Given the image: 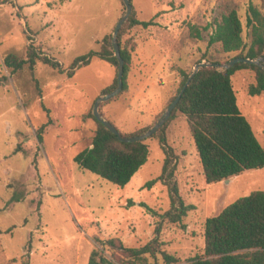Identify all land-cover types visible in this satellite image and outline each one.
<instances>
[{
	"label": "rangeland",
	"instance_id": "374dc122",
	"mask_svg": "<svg viewBox=\"0 0 264 264\" xmlns=\"http://www.w3.org/2000/svg\"><path fill=\"white\" fill-rule=\"evenodd\" d=\"M250 3L264 12V0H131L139 20L157 13L156 24L134 26L124 35L131 54L127 88L100 106L103 116L121 133L153 125L178 87L179 69L192 73L203 57L225 64L235 55L217 42L208 44L223 14L238 12L249 41ZM123 11L120 0H0V264H22L26 252L28 264H87L96 236H117L131 247L157 237L184 261L203 254L206 218L252 190L264 191V167L206 183L181 112L166 130L173 179L185 203L194 206L181 222L162 217L170 206L166 180L146 185L159 177L165 158L157 138L146 139L147 160L123 187L79 168L74 156L90 146L96 128L88 113L115 69L93 55L72 76L67 70L76 57L100 49ZM189 25L199 28L200 39L190 35ZM28 45L60 64L36 62L39 87L26 66L11 73L3 63L10 52L24 57ZM230 78L237 105L264 147V92L248 93L255 82L250 69ZM44 107L52 123L38 141L36 129L48 119Z\"/></svg>",
	"mask_w": 264,
	"mask_h": 264
},
{
	"label": "trees",
	"instance_id": "16d2710c",
	"mask_svg": "<svg viewBox=\"0 0 264 264\" xmlns=\"http://www.w3.org/2000/svg\"><path fill=\"white\" fill-rule=\"evenodd\" d=\"M120 1L124 6L122 0ZM156 15L157 13L149 20H139L132 8L131 14L119 29L117 39L120 55L124 61L123 88L120 93L127 88L126 76L131 61L130 49L123 45L124 35L134 26L147 28L156 24L154 19ZM245 24L249 34L248 42L242 37L243 25L238 12L235 9L230 10L213 23L208 44L217 42L223 52H235L232 58L264 57V12L250 3ZM189 33L193 37L201 38L200 30L195 25H189ZM93 55L107 60L115 69L111 83L101 90L98 95L100 96L117 86L118 60L114 55L111 32L102 37L98 51L76 57L67 70V75L72 76L74 69L87 64ZM202 60H206L205 57L198 62ZM37 61L52 68H60L58 61L42 54L33 45L27 46L24 57L13 52L3 57V63L11 73L26 66L31 71L36 86L39 87L38 81L33 76ZM206 62L213 61L206 60ZM242 69L252 70L255 76V82L248 86V93L251 95L263 93L264 69L259 65L242 61L234 63L227 69L204 65L190 79L169 118L157 131L147 137L157 138L165 152L159 177L147 182L146 185L151 186L156 180H166L170 206L162 217L169 221L181 222L188 211L194 208L193 205L185 203L173 179V154L167 145L166 130L177 112H181L186 119L206 183L229 179L247 169L264 167V147L257 139L247 118L241 113L231 83V75ZM179 71L181 79L169 103L180 92L191 74L182 69ZM105 103L107 101L102 102L101 105ZM45 109L48 119L36 129L38 141L42 140L45 127L52 123L50 110ZM100 112L102 113L101 110ZM88 115L96 123L94 135L90 146L76 153L74 161L81 169H87L117 186H125L147 160L149 155L147 138L131 142L120 141L94 117L92 109ZM151 126L147 125L121 134L138 135ZM148 210L156 214L154 209L148 207ZM158 231L159 228L156 229V232ZM162 246L163 242L157 237L140 247H131L126 246L117 236L106 238L96 236L87 264H264V191L252 190L225 206L218 214L206 218L202 255L181 261ZM28 254L26 252L22 264H28ZM13 261L14 259L7 264H12Z\"/></svg>",
	"mask_w": 264,
	"mask_h": 264
},
{
	"label": "water",
	"instance_id": "95a60500",
	"mask_svg": "<svg viewBox=\"0 0 264 264\" xmlns=\"http://www.w3.org/2000/svg\"><path fill=\"white\" fill-rule=\"evenodd\" d=\"M123 4H124V11L122 12V14L120 15V17L118 18V20L115 23V26L113 28V32H112V46L114 49V55L117 57L118 60V68H117V86L110 92L102 94L100 96H98L94 103H93V107H92V112L94 117L101 122L102 124H104L111 132H113L120 141L123 142H131V141H136V140H141V139H145L147 137H149L150 135H152L155 131H157L163 123H165V121L169 118L172 110L174 109V107L176 106L180 96L182 95L185 87L187 86V84L189 83L190 79L192 78V76L198 71V69L204 65H210V66H217L219 68V66H221L223 69H227L230 68L234 63L236 62H246V63H252V64H256L259 65L262 69H264V57H257L255 59L252 58H243V57H235L230 59L227 63L225 64H219L216 62H198L194 65V69L192 71V73L189 75L187 81L185 82V84L183 85V87L181 88L180 92L176 95V97L168 104V106L166 107V109L162 112V114L160 115V117L157 119V121L145 132L140 133L138 135H132V136H126L121 134V132L117 129V127L111 123L108 119H106L103 114L100 112V105L102 102L116 96L118 93H120V91L123 88V71H124V61L123 58L120 55V49H119V43H118V32L119 29L121 28L122 24L127 20V18L129 17V15L131 14L132 11V4H131V0H122ZM219 68V69H222ZM229 179H225V182H228Z\"/></svg>",
	"mask_w": 264,
	"mask_h": 264
}]
</instances>
